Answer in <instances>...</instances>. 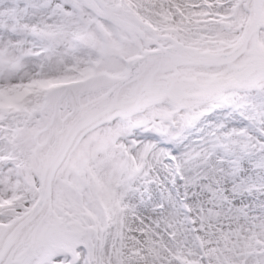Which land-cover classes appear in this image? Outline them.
Here are the masks:
<instances>
[{"label":"snow or ice","instance_id":"snow-or-ice-1","mask_svg":"<svg viewBox=\"0 0 264 264\" xmlns=\"http://www.w3.org/2000/svg\"><path fill=\"white\" fill-rule=\"evenodd\" d=\"M0 264H264V0H0Z\"/></svg>","mask_w":264,"mask_h":264}]
</instances>
